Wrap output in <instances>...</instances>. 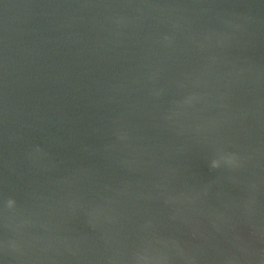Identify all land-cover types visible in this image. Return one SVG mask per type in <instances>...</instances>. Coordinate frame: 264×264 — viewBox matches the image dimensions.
I'll list each match as a JSON object with an SVG mask.
<instances>
[{
	"label": "water",
	"instance_id": "95a60500",
	"mask_svg": "<svg viewBox=\"0 0 264 264\" xmlns=\"http://www.w3.org/2000/svg\"><path fill=\"white\" fill-rule=\"evenodd\" d=\"M0 264H264V0H0Z\"/></svg>",
	"mask_w": 264,
	"mask_h": 264
},
{
	"label": "clouds",
	"instance_id": "9594fccd",
	"mask_svg": "<svg viewBox=\"0 0 264 264\" xmlns=\"http://www.w3.org/2000/svg\"><path fill=\"white\" fill-rule=\"evenodd\" d=\"M214 166H218V165H214Z\"/></svg>",
	"mask_w": 264,
	"mask_h": 264
}]
</instances>
